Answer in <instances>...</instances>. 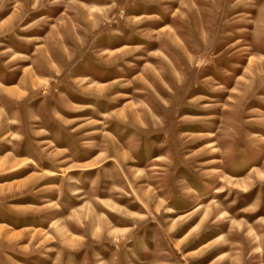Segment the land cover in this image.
I'll list each match as a JSON object with an SVG mask.
<instances>
[{
	"label": "rangeland",
	"instance_id": "rangeland-1",
	"mask_svg": "<svg viewBox=\"0 0 264 264\" xmlns=\"http://www.w3.org/2000/svg\"><path fill=\"white\" fill-rule=\"evenodd\" d=\"M0 264H264V0H0Z\"/></svg>",
	"mask_w": 264,
	"mask_h": 264
}]
</instances>
